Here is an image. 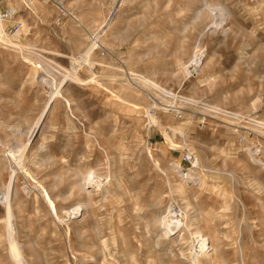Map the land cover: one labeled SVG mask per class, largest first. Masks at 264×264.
<instances>
[{"label": "rangeland", "instance_id": "rangeland-1", "mask_svg": "<svg viewBox=\"0 0 264 264\" xmlns=\"http://www.w3.org/2000/svg\"><path fill=\"white\" fill-rule=\"evenodd\" d=\"M29 1L13 4L17 13L5 27L6 34H13L17 14L24 16L27 31L13 39L23 53L0 42L1 158L17 138L26 142L48 100L49 87L39 79L43 70L34 83L28 81L26 57L33 54L27 46L56 72L71 70L82 61L90 35L108 17L113 2L63 0L64 13L52 3L61 0H49L46 15L28 16ZM204 1L123 4L102 29L89 63L77 72L79 82L67 83L49 108L27 154L46 163L32 167L31 174L18 172L15 183L18 190L28 188V195L22 191L16 196L23 201L17 224L20 241L33 243L26 248L32 264L102 263L103 256L118 263L131 254L146 264L150 253H158L147 239L158 238L156 219L168 209L188 215L187 226L175 235L199 228L219 236L222 264H238L239 247L245 264H264V0H206L225 6L229 15L217 31L209 28L212 18L204 17L198 33L187 27L196 11L205 10ZM8 7L0 0L2 15ZM195 52L204 57L203 63L186 75L184 67ZM147 110L155 123L148 121ZM19 128L18 137L13 129ZM41 139L45 148L37 150ZM188 151L196 152L197 165ZM87 167L111 180L110 193H95L82 222L68 221L69 232L65 225L52 232L51 216L45 211L38 215L33 208V195L39 191L35 179L54 183L58 192L50 196L59 200L58 193L65 194ZM10 170L9 164L0 165V192ZM187 172L200 181H188L179 193L175 185ZM77 199L59 200L58 207L69 209ZM196 210L203 213L198 219ZM4 217L0 202L2 234ZM115 231L125 237L124 245L112 240ZM169 244L159 248L166 254ZM171 249L178 252L175 244ZM3 254L0 249V264H7ZM155 264L185 262L164 255Z\"/></svg>", "mask_w": 264, "mask_h": 264}, {"label": "bare ground", "instance_id": "bare-ground-1", "mask_svg": "<svg viewBox=\"0 0 264 264\" xmlns=\"http://www.w3.org/2000/svg\"><path fill=\"white\" fill-rule=\"evenodd\" d=\"M6 4L10 5L8 7L5 16L0 13V42L2 43H10L13 47L14 42L13 39L18 38L21 34H24L27 31L28 25L26 24L25 18L23 15L17 14V30L13 34H6L5 27L7 22H9V18H13V16L17 13L16 6H21L23 0H3ZM49 0H30L27 4H25V13L28 16H34L37 13H42V16L46 15L50 8L47 4ZM131 0H113L112 8L108 13V17L104 18L103 20L98 22L97 28L95 27L94 32L90 35L89 44L85 47L81 58L82 61L79 60L76 62L77 64L72 66L71 70H64L62 72H56V70L51 67V65L47 62H43L44 60L41 57L36 55L35 49L30 45L27 46V52L33 54L32 57H26V62L30 64L28 75H29V82L34 83L37 79V73L39 69L43 70V75L40 77L41 84L47 85L49 88L48 91V100L44 105V108L40 111L39 116L33 122V126L28 133L27 140L24 143H20L19 139L17 138L16 144L13 148H11L7 154V156L1 158L0 157V165L2 168L5 167V163L10 165V176L8 183L2 187V191L0 192V202L3 207V213H5V217L3 220V234L0 233V249L4 252V260L7 264H32L31 259L26 255V248L32 249L33 243L31 241L22 242L19 238V227L17 224V220L19 218V206L23 201L19 200L18 195L19 192H24L28 195V188L22 187L20 190L16 188L15 183L17 182L18 175L17 173L20 172L23 175L25 173L31 174L34 171L32 167H40L46 163V160L42 161L36 158H29L28 151L30 150L34 136L37 134L38 130L41 128L43 119L47 114L49 108L52 106L53 103L57 102L60 97H62L63 87L69 82H79V78L77 76V72L79 71L82 64H88L90 59V54H92L93 50L97 45H99V41L102 37V29L107 27L111 21L116 18V13L122 10L123 4L130 2ZM53 5H55L58 9L62 10L65 13V8L63 6V0L54 2L52 1ZM205 10H198L194 13V16L191 18L190 27L193 30L199 33L198 30L201 21L204 17L212 18L213 23L209 26L212 28V31H217L219 28L222 27V23L228 18V10L225 6L221 5L220 3H213L204 1ZM14 4V5H13ZM12 5V6H11ZM5 17H8V20H5ZM208 28V29H209ZM202 34V31H201ZM17 51L19 53H23V50L15 45ZM203 58L201 54L194 53L190 63H188L185 67L186 75H189L193 71H199L200 65L203 63ZM54 72L59 75L56 77ZM57 78V79H56ZM142 79V78H141ZM143 82V80H139ZM128 103H132L127 101ZM148 113V110L147 112ZM148 121L155 123V118L153 115H147ZM180 133L181 130L177 129ZM15 135L19 137L20 135V128L13 129ZM183 135V134H182ZM35 142V141H34ZM37 150H42L45 148L43 145V139L38 142ZM227 153V152H225ZM248 153L251 158L252 152L250 149ZM187 156L189 157L190 161L193 165L198 164V157L196 152L188 151ZM50 161L55 162L54 159H49ZM30 162L32 166L25 167L27 163ZM26 168V169H25ZM179 169V167L177 166ZM113 178L116 180L117 175H112ZM35 178V177H34ZM60 178V177H59ZM56 178V179H59ZM188 181L198 182L200 178L196 176H192L189 172L182 174L181 180L175 185V190L179 193L185 192V184ZM36 187L39 191L34 193V202L33 208L38 215H42L43 211H45V216L49 215L52 218V227L53 231L56 232V228H59L61 225H65L68 228L69 232V220L74 221V223L82 222L84 217L89 213V207L92 204V197L95 193L105 194L107 195L110 193L109 184L111 180L106 177H100L96 174L95 170L91 167H87L86 172L79 173L77 178L73 180L71 184V188L65 193H58L59 200H65L74 197L78 199L76 202L69 208L64 209L58 207V201L54 200L50 194L53 192H58L57 187H55L54 183L49 185H44L42 181L38 179V182L35 179ZM70 187V186H69ZM39 200H42L44 206L41 207ZM202 210L195 211V218L198 219L202 216ZM207 215H213L212 212L207 211ZM214 214L213 216H215ZM213 216L211 218H213ZM81 217L80 219H78ZM121 215L118 214V221L121 220ZM188 215L186 210L179 211L176 213H172L170 209H168L167 213L159 219H156V223L159 228L158 238L152 240L150 243L151 251H157V255L153 256L151 253L146 258V264H155L156 260L161 261L164 255H169L171 258H176L181 262L184 261L185 264H222L225 259L224 255L222 254L223 251V242L219 238L218 235H207L202 232L201 229L196 228L194 232L190 235L180 234L175 235V231L179 230L182 227L187 226ZM112 240L115 241L117 238L122 242L124 245L125 237L119 231H115L112 233ZM169 244L170 247H167V253L165 254L162 248H159L160 245ZM172 244H175L178 247V252L174 253L172 248ZM185 246V247H184ZM158 247V248H157ZM241 252V261L238 264H245L243 261V255L241 247L238 248ZM125 251V250H124ZM122 252L124 256L125 252ZM129 260V261H128ZM82 261H86V257L82 258ZM93 264H140L137 261L136 257L131 254L130 257L124 256L121 257L120 262H114L107 258H104L102 263L94 262Z\"/></svg>", "mask_w": 264, "mask_h": 264}]
</instances>
